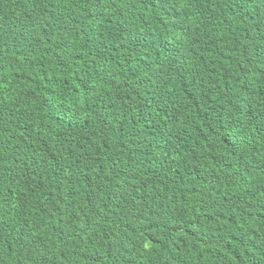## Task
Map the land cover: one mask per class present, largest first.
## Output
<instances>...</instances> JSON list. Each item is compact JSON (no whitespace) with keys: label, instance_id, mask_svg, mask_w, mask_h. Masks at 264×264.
I'll return each mask as SVG.
<instances>
[{"label":"trees","instance_id":"16d2710c","mask_svg":"<svg viewBox=\"0 0 264 264\" xmlns=\"http://www.w3.org/2000/svg\"><path fill=\"white\" fill-rule=\"evenodd\" d=\"M0 264H264V0H0Z\"/></svg>","mask_w":264,"mask_h":264}]
</instances>
